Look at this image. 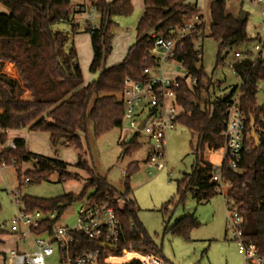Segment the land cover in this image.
<instances>
[{
    "label": "trees",
    "instance_id": "obj_1",
    "mask_svg": "<svg viewBox=\"0 0 264 264\" xmlns=\"http://www.w3.org/2000/svg\"><path fill=\"white\" fill-rule=\"evenodd\" d=\"M187 0H142L144 10L136 27L134 44L128 49L123 61L110 68L105 64L113 50L115 17H129L134 12L133 0H95L99 14L98 28L86 24L91 35L93 60L90 72L98 77L88 85L78 64V53L73 46L66 50L70 36L56 31L59 23L72 25L76 35L79 25L74 24L71 0H0L9 14H0V142L7 143L9 131L27 129L49 135L53 149L73 147L78 154L76 166L89 175L88 184L80 195L65 194L54 199L20 197L21 209L26 213L41 211L54 214L53 220H44L33 232L37 237H49L54 225L62 219L66 210L76 201L114 205L120 223V236L115 253L123 254L133 248L140 253H153L164 260L161 249L139 223L136 203L127 200L131 193L130 176L139 169L137 162L130 163L125 171V191L117 193L106 179L95 174L85 160L80 134L87 133L88 122L93 124L94 134L100 137L114 128H121L124 115L122 95L127 79L141 81L143 69L153 63L150 56L151 33L167 37L182 26L186 17L203 16L201 10ZM212 19L210 37L218 44L217 65L225 61L224 52L249 42L246 18L227 14L224 0H215L210 6ZM204 33H202V37ZM196 36L181 42L177 59L197 78V85L181 87L179 104L183 114L178 123L184 125L198 140L196 161L192 172L178 183L180 199L190 194L198 203H207L219 195V183L213 180L214 165L205 159L206 151L224 148L221 136L228 107L238 97L241 110L256 126L259 145L244 156L237 171L221 165V181L228 183L226 198L231 201L243 218V238L257 248L264 259V106L256 101L259 85L264 81V48L256 58L238 60L233 71L241 85L231 93L215 101H203L212 81L202 67V59L196 52ZM206 79V85L204 84ZM207 97V98H208ZM141 135H133L122 144L124 154L131 156L142 148ZM16 150L4 149L0 158L7 163L15 159L18 164L35 161L38 169L28 171L25 178L31 181H48L54 174L61 183L78 180V175L67 171L68 164L57 159L31 153L25 142L14 140ZM192 148L193 145H191ZM58 154V151H56ZM21 180V171H16ZM21 183V182H20ZM28 183V184H29ZM22 184L18 188L20 191ZM20 194V192H19ZM123 201L120 205L119 201ZM199 223L194 214H187L169 229L175 237L188 238L190 231ZM134 228L137 233L131 231ZM1 232V231H0ZM81 249H96L98 242L77 237ZM123 264H141L139 261Z\"/></svg>",
    "mask_w": 264,
    "mask_h": 264
},
{
    "label": "rangeland",
    "instance_id": "obj_2",
    "mask_svg": "<svg viewBox=\"0 0 264 264\" xmlns=\"http://www.w3.org/2000/svg\"><path fill=\"white\" fill-rule=\"evenodd\" d=\"M196 1L187 0L189 3ZM198 1L201 6V14L205 18V28L202 32L204 36L202 37L201 33L202 40L200 42L203 54L202 67L206 77L212 81L209 92L205 91L203 94V101H209L210 97L213 102L217 98L227 96L234 87L241 85V80L231 68V65L238 61L235 54H248L253 59L257 57L259 52L255 50V46L259 43V36L264 25V2L259 4L256 0H224L227 14L235 18L246 16V31L250 41L224 52V63L217 65L218 44L210 37L212 24L210 6L215 0ZM82 2L83 0H71L73 16L77 6ZM133 6L134 12L131 16L114 18L116 26L113 29V50L117 61H120L121 57H125L126 54H123L127 53L134 44L136 27L143 15L142 0H134ZM0 14H9V10L2 3H0ZM93 25H98V23L95 22ZM71 28L72 25L69 23H59L53 27L56 31L69 34L70 39L66 45V50L69 51L75 46L84 84L88 85L98 77V74L90 72V65L93 60L91 35L86 31V23L83 21H81L76 35L71 34ZM261 41L264 42V36ZM121 51L124 52L121 53ZM170 71L180 73V70L174 66L170 67ZM206 82L204 79L205 85ZM256 101L259 106H264V81L259 85ZM31 134L27 132L30 148L41 151L44 155H50V158L61 160L65 158L68 164L67 171L73 175H78L79 179L61 183L59 175L54 174L48 181L40 183L31 181L29 184H25V173L28 171L35 172L38 169L37 163L33 160L18 164L14 159L16 161L15 170L12 166L0 169V264H5L6 256L12 249L16 248V242H25L27 250L32 247L31 238L22 240L18 234L11 233V222L19 210L12 192L18 190L20 184L22 187L18 197L54 199L70 193L80 195L89 180L88 173L76 166L79 152L75 148L60 147L55 150L43 137L34 141L35 137ZM16 135L8 132L7 143L2 145L0 142V153L2 149L8 147L10 141L18 139ZM80 137L84 146L83 155L88 165L97 176L106 179L117 193H124L125 191L124 174L129 164L138 163L139 169L130 176L131 193L127 200L136 203L139 223L156 246L161 249L167 263L245 264L243 256L238 252L237 243L227 232L228 214L224 196L219 194L210 202L198 203L190 194H187L183 200L178 195V183L184 179L185 175L192 172V167L196 161L195 150L198 148V140L191 135L184 125L178 124L174 131L168 133L166 165L164 170L160 172L152 170L146 162L150 147L148 137L144 134L140 138L142 148L131 156L124 154L122 147V144L131 138V133L125 129L114 128L110 132L96 137L93 124L89 121L87 133L80 134ZM223 157L224 148L205 152V159L214 165L215 170L220 169ZM8 164H12V160ZM19 170L21 171V180H19V174L16 172ZM227 190L228 187L223 188L224 194ZM89 195L90 193L84 200L76 201L66 210L57 224L58 227L73 229L77 225L78 210L86 204ZM119 203L122 205L123 201L121 200ZM187 214H194L199 226L190 231L188 238L173 236L169 229L177 220ZM46 264H62L57 249L54 255L46 261Z\"/></svg>",
    "mask_w": 264,
    "mask_h": 264
},
{
    "label": "built area",
    "instance_id": "obj_3",
    "mask_svg": "<svg viewBox=\"0 0 264 264\" xmlns=\"http://www.w3.org/2000/svg\"><path fill=\"white\" fill-rule=\"evenodd\" d=\"M261 4L264 0H256ZM75 15L93 28H98L99 14L96 11L95 0H83L77 6ZM95 22L98 25H93ZM205 28L204 15L186 17L180 29L171 36L164 37L159 33H151L149 36L152 48L150 56L153 63L143 69L144 79L125 81V89L122 95L124 115L121 129H125L133 135H146L150 152L146 162L152 170L162 171L166 165V139L168 133L177 127L178 119L183 114V108L179 104V92L183 85L193 88L197 85V78L191 75L177 55L181 42L187 38L196 36V52L198 58H203L201 33ZM264 36V25L259 36V43L255 50L260 52L264 48L261 38ZM238 60L249 59L248 54H235ZM177 67L180 73H173L170 67ZM233 68V64L231 65ZM143 127L141 128L142 124ZM253 133H256L255 122L249 118L240 108L238 97L228 107L226 120L223 123L221 136L224 138V157L226 167L237 171L245 155L250 153L255 146ZM8 149L16 150L14 141H10ZM16 161L8 164L0 158V169L12 168ZM213 180L219 183L217 192L224 196L227 209V232L231 234L237 243L238 252L243 256L245 264H264V259L258 254L257 248L247 244L243 238V218L237 209L228 200L223 192L224 187L229 188L228 183L221 181V168L215 170ZM25 184L29 179L25 178ZM15 196V204L18 206V214L11 222V232L18 234L22 240L31 238L32 250L21 252L11 250L6 256L5 264H46L55 250L60 253L62 264H123L124 262L139 261L141 264H168L163 259L152 253H140L133 248L123 254L115 253L120 236V223L113 204L86 202L77 213V225L73 229L54 225L49 237H37L33 230L40 228L44 220H53L54 214H44L41 211L26 213L20 209L21 201L19 192H12ZM132 232L137 233L134 228ZM77 237L99 243L96 249L82 247ZM103 245L115 246L114 250Z\"/></svg>",
    "mask_w": 264,
    "mask_h": 264
},
{
    "label": "crops",
    "instance_id": "obj_4",
    "mask_svg": "<svg viewBox=\"0 0 264 264\" xmlns=\"http://www.w3.org/2000/svg\"><path fill=\"white\" fill-rule=\"evenodd\" d=\"M113 0H107V2H112ZM134 2V0H133ZM187 2V1H186ZM189 3V2H187ZM189 4H192V5H195L199 10H201V6L199 5V1L197 0L196 2L194 3H189ZM144 10V8H143ZM76 15L72 16V20L74 21V24H77V25H80L81 23V20L80 19H76ZM246 18V16H245ZM124 52V51H121V53ZM78 53V52H77ZM126 53H124L123 55H125ZM122 55V56H123ZM124 57V56H123ZM123 57H121L122 59H120V61H117L118 59L116 58L115 54H114V50H112V53L110 55V58L108 59V61L106 62L105 64V68H110V67H113L115 65H118L120 64L122 61H123ZM110 60V61H109ZM122 60V61H121ZM109 62V64H108ZM10 133H14V134H17L16 135V138L20 139V140H23L25 142V148L27 151L31 152V153H34V154H37V155H41V156H44V157H49L50 158V155H44V153H41V151H38V150H35V149H32L30 148V145H29V142L27 141V132H30V134L35 137L34 138V141H37L36 139H40L43 137V139H45L49 144H50V141H49V135L48 134H44V133H39V132H34V131H28L27 129H22V130H14V131H9ZM31 137V136H30ZM16 140V139H14ZM13 140V141H14ZM3 151V149L1 150V152ZM63 162L67 163L66 162V159L65 158H62ZM222 165V164H221ZM221 168V167H220ZM210 202V201H209ZM12 233V232H11ZM13 234V233H12ZM16 245V248L12 249V250H18V251H21V252H27V251H30L32 250V247L30 250H27V244L25 242H22V243H15ZM165 261V260H164ZM166 262V261H165ZM169 264V263H168Z\"/></svg>",
    "mask_w": 264,
    "mask_h": 264
},
{
    "label": "water",
    "instance_id": "obj_5",
    "mask_svg": "<svg viewBox=\"0 0 264 264\" xmlns=\"http://www.w3.org/2000/svg\"><path fill=\"white\" fill-rule=\"evenodd\" d=\"M241 19L244 20V19H245V16H242ZM144 123H145V122H143L141 128L143 127ZM253 138H254V141H255L256 146H258V145H259V138H258V136L256 135V133H253ZM103 247H105V248H109V249H111V250H114V249H115V246L103 245Z\"/></svg>",
    "mask_w": 264,
    "mask_h": 264
}]
</instances>
